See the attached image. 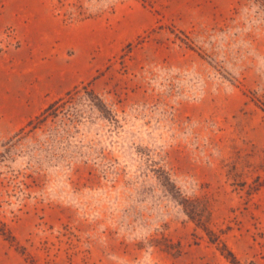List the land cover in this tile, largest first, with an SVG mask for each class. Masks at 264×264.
<instances>
[{
    "label": "rangeland",
    "instance_id": "obj_1",
    "mask_svg": "<svg viewBox=\"0 0 264 264\" xmlns=\"http://www.w3.org/2000/svg\"><path fill=\"white\" fill-rule=\"evenodd\" d=\"M54 3L107 60L0 134V264H264V0Z\"/></svg>",
    "mask_w": 264,
    "mask_h": 264
},
{
    "label": "crops",
    "instance_id": "obj_2",
    "mask_svg": "<svg viewBox=\"0 0 264 264\" xmlns=\"http://www.w3.org/2000/svg\"><path fill=\"white\" fill-rule=\"evenodd\" d=\"M9 27L16 29L21 47L0 54L3 135L14 134L79 85L95 80L107 60L93 25L68 23L54 0H0V34Z\"/></svg>",
    "mask_w": 264,
    "mask_h": 264
},
{
    "label": "built area",
    "instance_id": "obj_3",
    "mask_svg": "<svg viewBox=\"0 0 264 264\" xmlns=\"http://www.w3.org/2000/svg\"><path fill=\"white\" fill-rule=\"evenodd\" d=\"M21 46V40L18 37L16 29L9 27L0 34V53H7L12 49H18Z\"/></svg>",
    "mask_w": 264,
    "mask_h": 264
},
{
    "label": "trees",
    "instance_id": "obj_4",
    "mask_svg": "<svg viewBox=\"0 0 264 264\" xmlns=\"http://www.w3.org/2000/svg\"><path fill=\"white\" fill-rule=\"evenodd\" d=\"M62 101L63 99H60L49 105L39 116H37L34 120L30 121L24 128H22L20 132H23L26 128L35 127L37 123L43 120L46 114L53 111L56 108V106ZM223 248H224L223 252L226 253L225 256L227 257V259H229L233 264H239L235 255L231 251H229L225 245L223 246Z\"/></svg>",
    "mask_w": 264,
    "mask_h": 264
}]
</instances>
